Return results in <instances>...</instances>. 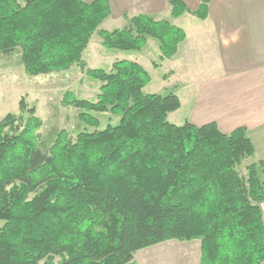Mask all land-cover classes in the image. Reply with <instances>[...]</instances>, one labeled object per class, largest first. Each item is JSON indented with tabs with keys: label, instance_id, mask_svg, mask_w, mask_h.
Returning <instances> with one entry per match:
<instances>
[{
	"label": "trees",
	"instance_id": "1",
	"mask_svg": "<svg viewBox=\"0 0 264 264\" xmlns=\"http://www.w3.org/2000/svg\"><path fill=\"white\" fill-rule=\"evenodd\" d=\"M210 2L192 12L169 0L171 17L206 20ZM111 14L109 0H0V56L18 54L29 76L78 66L102 83L96 102L64 96L94 129L75 138L65 130L43 138L25 97L19 115L0 121V264H136L139 250L171 240L199 241L198 264H264L263 163L239 170L256 152L247 129L171 123L179 97L145 93L151 76L136 61L87 67L95 34L118 51L142 52L154 39L162 61L187 37L145 14L101 29ZM96 113L120 119L101 129Z\"/></svg>",
	"mask_w": 264,
	"mask_h": 264
},
{
	"label": "crops",
	"instance_id": "2",
	"mask_svg": "<svg viewBox=\"0 0 264 264\" xmlns=\"http://www.w3.org/2000/svg\"><path fill=\"white\" fill-rule=\"evenodd\" d=\"M183 1L192 12L201 3V0ZM109 2L112 14L104 22L120 19L124 23L125 15L145 14L156 20L171 17L169 0ZM192 16L186 13L177 19L171 17L170 21L185 31L186 26L183 28L177 22L185 19L191 26ZM200 21L201 27L186 34L185 41L191 42H186L184 48L187 52L184 78L195 80L188 84L203 88L196 99L198 114H193L190 121L197 126L215 122L224 134L245 127L256 149L251 160L263 163L264 181V0H211L208 18ZM197 45L205 51L200 53L203 57L197 54L194 61L190 51L198 48ZM202 66L205 72L198 75L189 72Z\"/></svg>",
	"mask_w": 264,
	"mask_h": 264
},
{
	"label": "rangeland",
	"instance_id": "3",
	"mask_svg": "<svg viewBox=\"0 0 264 264\" xmlns=\"http://www.w3.org/2000/svg\"><path fill=\"white\" fill-rule=\"evenodd\" d=\"M165 19L171 20V17ZM192 19L194 21L191 26L186 23L187 20L185 19L177 22L183 28L186 26V34H192L197 27L203 25L198 18L192 16ZM192 19L190 18V20ZM127 24V21L123 23L120 19H110L103 22L100 28L111 31L123 28ZM186 42L191 41L181 43L180 53L176 55L177 57L162 61L160 59L159 44L154 39H148L147 46L142 52L118 51L104 48L101 38L95 34L83 58L87 63V67L101 68L106 71L111 70L112 64L116 60L126 59L140 63L151 76V82L144 89L145 93L161 95L175 93L179 97L181 108L170 114L169 121L176 125H182L186 120H190L192 116L198 114L195 111V105L202 88L197 84H188L195 80L187 81L184 78L185 68L187 67L184 64L185 55L187 54L184 50ZM197 47L190 51V56L194 61L198 58L197 54L202 56L201 54H204L205 51L202 46L197 45ZM202 68L203 66L200 68L195 67L189 72L198 75L205 72L202 71ZM194 79H199V77ZM184 81L187 84L184 85ZM101 85L102 83L99 81L89 78L78 66H74L65 72L29 76L18 54L11 57L0 56V121L8 114L19 115V102L22 97H25L30 106L36 107L37 115L43 121V127L39 131L43 138L47 137L53 130H65L72 138H75L79 132L86 128L91 131L94 129L80 121L79 114L81 110L64 105V96L66 93H74L77 98L96 102ZM94 115L100 120L101 129L106 128L109 124L117 125L120 119L110 113H96ZM251 159L243 161L239 168L242 174L246 173L245 167L247 165L255 163ZM3 225L4 221L0 220V227ZM199 260L200 242L197 240L191 242L166 241L139 250L134 255L136 264H198ZM59 261L60 258H56V262Z\"/></svg>",
	"mask_w": 264,
	"mask_h": 264
},
{
	"label": "built area",
	"instance_id": "4",
	"mask_svg": "<svg viewBox=\"0 0 264 264\" xmlns=\"http://www.w3.org/2000/svg\"><path fill=\"white\" fill-rule=\"evenodd\" d=\"M262 207H263V209H264V203L262 204Z\"/></svg>",
	"mask_w": 264,
	"mask_h": 264
}]
</instances>
